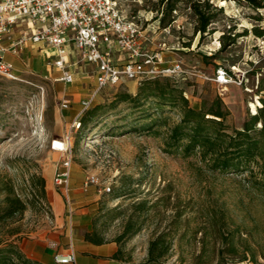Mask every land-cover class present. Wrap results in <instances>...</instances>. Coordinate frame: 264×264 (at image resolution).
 Listing matches in <instances>:
<instances>
[{
	"label": "rangeland",
	"instance_id": "374dc122",
	"mask_svg": "<svg viewBox=\"0 0 264 264\" xmlns=\"http://www.w3.org/2000/svg\"><path fill=\"white\" fill-rule=\"evenodd\" d=\"M117 1L125 15L147 28L151 47L166 43L168 55L181 61L189 74L175 82L190 105L208 110L221 99L230 111V130L243 128L253 115L251 104L264 100V0L259 8L246 0H210L204 10L215 18L206 33L198 31L190 0L176 1L169 27L161 24L166 3ZM232 38L234 43L222 49ZM46 48L44 54L29 55V66L21 64L16 79L0 74L2 239L22 240L53 226L50 197L59 192L66 204L59 217L73 233L80 220L79 227L117 241L115 264L146 262L151 242L159 237L156 253L163 264H264V187L255 184L262 177L258 167L256 177L222 173L199 151L188 156L170 148L181 107L121 101L122 94L139 93L143 85L136 81L108 86L95 99L93 107L103 105L104 114L89 128L73 130L70 190L58 187L55 176L68 154L53 144L71 130L67 111L79 113L81 98L97 87L96 68L73 58L76 80L65 85L58 80L60 71L46 66L57 50ZM222 68L232 78L228 84L218 82ZM64 98L71 101L68 109L62 107ZM144 112L149 117L141 118ZM146 123L158 125L138 129ZM89 175L98 177L99 184L85 190ZM15 197L26 208L12 216L9 199ZM129 224L139 230L117 240Z\"/></svg>",
	"mask_w": 264,
	"mask_h": 264
},
{
	"label": "built area",
	"instance_id": "2783aa9c",
	"mask_svg": "<svg viewBox=\"0 0 264 264\" xmlns=\"http://www.w3.org/2000/svg\"><path fill=\"white\" fill-rule=\"evenodd\" d=\"M20 30V36L15 37ZM165 30H169L166 28ZM170 33V31H168ZM5 41L10 44L5 45ZM29 43L53 47L57 53L46 62L50 69L60 71L59 81L73 84L76 74L71 69L77 61L96 68L97 87L82 100V110L63 140L67 153L62 168L55 176V184L70 188L72 156V132L80 129L82 116L93 107L95 99L108 86H118L126 81H144L157 78L188 75L181 61H167L164 56L166 43L154 49L147 28L129 18L120 9L117 0H0V74L16 79L13 63L5 60L4 54L21 55ZM76 62H71L73 58ZM218 82L228 84V71L218 70ZM188 97V95L186 94ZM71 101L64 98L62 107L68 109ZM99 184V178L89 175L83 187ZM108 192L112 191L109 186ZM58 264H77L74 251L55 257Z\"/></svg>",
	"mask_w": 264,
	"mask_h": 264
},
{
	"label": "trees",
	"instance_id": "16d2710c",
	"mask_svg": "<svg viewBox=\"0 0 264 264\" xmlns=\"http://www.w3.org/2000/svg\"><path fill=\"white\" fill-rule=\"evenodd\" d=\"M178 0H160V5H165L162 9L161 24L164 27L171 26L173 13L177 11ZM254 7H262L259 0H246ZM210 5V0H190V8L197 17L198 31L206 33L209 26L214 21V15L204 10V7ZM234 43H224L222 49ZM160 78L144 81L137 95L125 93L121 95V101L140 102L153 101L159 108L166 106L181 107L182 117L171 130L168 146L170 148L181 149L186 155L200 152L204 160L210 161L213 170L227 174L250 173L256 177L255 166L258 167L262 177L257 179L255 184L264 187V100L263 106L256 114L251 115L244 123L243 128L230 130L226 124V119L230 111L224 109L223 101L219 99V105L204 110L190 105L186 92L180 89L175 82V78L165 77V82L159 81ZM143 104V105H144ZM104 106L97 105L89 109L82 117L81 127L89 128L92 121H98L104 114ZM141 118H147L146 112ZM98 119V120H97ZM158 123L150 125L146 123L141 131L152 130ZM133 132V131H130ZM119 197V196H118ZM9 215H15L25 210V203L15 197L9 199ZM139 230V229H138ZM132 224L125 227L124 232L117 238L122 240L130 234H136ZM86 239L100 244L102 242L98 233H87ZM161 238L153 240L149 248V259L146 262L134 264H163L162 255H157L158 247L161 245ZM0 264H46L38 260L27 257L14 240L8 241L0 237Z\"/></svg>",
	"mask_w": 264,
	"mask_h": 264
},
{
	"label": "crops",
	"instance_id": "0c3cea01",
	"mask_svg": "<svg viewBox=\"0 0 264 264\" xmlns=\"http://www.w3.org/2000/svg\"><path fill=\"white\" fill-rule=\"evenodd\" d=\"M21 31L16 32L15 37L20 36ZM5 45H9V41H5ZM154 49L160 47H153ZM170 47L164 49L166 60L174 61L170 53ZM173 49L175 47H172ZM55 49V48H53ZM47 50L46 46L29 43L26 50L21 55H15L11 52L4 54L5 60L14 64L16 72H20V65L29 66L31 54H44ZM57 53V52H56ZM55 53V54H56ZM41 56V54H40ZM49 57H47L48 60ZM46 60V62H47ZM47 66V64H46ZM48 67V66H47ZM49 68V67H48ZM50 69V68H49ZM138 85V83H136ZM84 98H81V102ZM82 110V103L79 113L75 115L72 110L67 111L65 119L70 122L71 126ZM72 121V122H71ZM50 203L54 214V225L49 226L40 234H35L22 240L13 239L18 244L19 249L29 258L41 261L46 264H58L55 257L59 254H68L74 251L77 256V264H115L114 255L119 251L117 241L109 240L106 234H99L102 242L95 244L86 239V234L91 232L88 228H81L80 220L77 223V229L73 233V228H69L66 224L64 216L61 218L59 214L65 208V199L63 194L55 192L50 197ZM85 208H83L84 210ZM78 215L80 216V212Z\"/></svg>",
	"mask_w": 264,
	"mask_h": 264
},
{
	"label": "bare ground",
	"instance_id": "6f19581e",
	"mask_svg": "<svg viewBox=\"0 0 264 264\" xmlns=\"http://www.w3.org/2000/svg\"><path fill=\"white\" fill-rule=\"evenodd\" d=\"M262 102L258 101L257 103H252L251 107H252V113L256 114L258 112V107L262 106ZM56 146L59 147V149H64L65 144L63 142V140H56L55 142Z\"/></svg>",
	"mask_w": 264,
	"mask_h": 264
}]
</instances>
